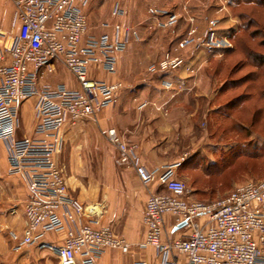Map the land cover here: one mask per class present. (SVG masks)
Wrapping results in <instances>:
<instances>
[{"label": "built area", "instance_id": "1", "mask_svg": "<svg viewBox=\"0 0 264 264\" xmlns=\"http://www.w3.org/2000/svg\"><path fill=\"white\" fill-rule=\"evenodd\" d=\"M16 33L0 30V142L7 145L11 173L24 174L29 196L24 204L25 225L21 233L10 231L13 249L27 246L49 249L61 264H98L108 248L131 252V243L111 228L86 215V207L70 196L55 155L67 124L93 118L103 108L117 103L122 85L92 75L94 70L114 74L119 53L125 51L138 30L114 24V34L91 33L85 6L91 0H12ZM165 20L159 27L177 23L176 13L155 10ZM124 14L122 8L113 12ZM215 20L206 31L208 44H214ZM104 26H109L104 24ZM195 29L179 42L178 48L193 44ZM218 44V43H217ZM220 45V44H218ZM62 63L77 79L78 89L63 83H40ZM181 56L167 52L152 72H163L182 65ZM35 100L37 123L32 135L21 134V108ZM117 149L116 162L131 165L144 186L152 183L166 191H149L143 223L145 239L138 248L153 247L163 264H264V179L237 186L226 197L213 203L190 196L187 184L176 173L181 161L147 168L138 145L108 131ZM185 231L182 237L166 234L167 217ZM54 240H48V235ZM132 264H148L145 259Z\"/></svg>", "mask_w": 264, "mask_h": 264}, {"label": "crops", "instance_id": "2", "mask_svg": "<svg viewBox=\"0 0 264 264\" xmlns=\"http://www.w3.org/2000/svg\"><path fill=\"white\" fill-rule=\"evenodd\" d=\"M209 1L91 0L84 8L90 31L94 35L114 34L113 26L117 23L135 27L139 34V38L132 39L125 51L119 53L114 74L102 70L92 71L95 77L121 83L117 103L103 108L93 118L76 124L67 123L62 129V145L55 155L70 196L86 207V215L82 220L88 216L95 217L102 225L108 226L115 234L131 243L130 253L106 249L98 264H132L138 259H145L148 264H163L153 247L140 249L137 245L145 239L143 215L149 191L164 192L166 189L157 183L144 186L131 165H119L116 162L118 152L109 139L108 131L115 129L120 136L137 144L139 155L149 169L177 161L167 155L175 148L181 150L185 141L180 140L179 145H175L167 140V136L176 130L180 136L188 137L191 134V111L197 105L195 92L198 82L191 79L193 75L186 74V66L202 64L201 67L206 71L207 56L205 51L192 50L185 66L177 72L178 75L169 72V75L175 74L170 87L165 86L166 82L162 86L158 76L150 73L148 67L158 61L168 48L175 51L176 55H184L188 51V47L176 50L187 34V31L181 33V28L184 24L189 25L185 30L195 29L197 35L202 34L207 29V12H194L198 11L199 6L205 8ZM119 7L124 10V14L116 16L113 12ZM155 10L179 14V26L158 27L157 20H165L166 17L156 15ZM15 16L13 1L0 0V30L16 33L19 24ZM155 38L158 41L157 47H154ZM44 82L63 83L70 89L79 88L76 77L59 62L55 64L52 73L42 76L40 83ZM210 82L213 84V80ZM175 85L189 90L194 87L195 91L189 93L187 98L176 96V91H169L171 95L168 97L160 96L166 89L173 90ZM34 106V99L22 105V134L33 133L37 123ZM176 108L179 109L180 125L173 122ZM28 196L27 177L9 171L7 145L0 142V264H61L49 249L27 246L20 251H13L11 248L13 241L8 233L10 229L20 232L24 228V204ZM165 230L173 238L185 235L183 229L175 226L171 216L166 219ZM54 238L52 234L47 237L48 240ZM76 264H80V261Z\"/></svg>", "mask_w": 264, "mask_h": 264}, {"label": "rangeland", "instance_id": "3", "mask_svg": "<svg viewBox=\"0 0 264 264\" xmlns=\"http://www.w3.org/2000/svg\"><path fill=\"white\" fill-rule=\"evenodd\" d=\"M197 10V12H194L195 14L207 12V18H209L207 29L212 25L210 21H216L213 25L215 31L214 44L207 43L209 41L206 39L207 29L198 35L196 30L194 35L196 41L187 46L188 51L184 55H176L174 54L175 51L168 48L163 51V56L158 61L150 64L159 62L167 52H170L172 56H181L184 59L182 65L163 72H152L148 67V71L158 76L157 78L160 79L162 86L163 82H166L165 86L170 87L172 85L170 84L171 81L174 82L173 77L175 74L169 75V72L177 74L180 67L185 66V61L188 55L193 52L192 50L205 51L207 72L201 67L202 64L197 65L196 63L191 67L186 66L185 70L187 75H193L191 79L198 82L195 92L197 105L191 111L193 113L191 119L192 132L186 137L180 136L179 131L176 130L173 134L167 136V140L172 141L175 145H179L180 140L186 142L181 145V150L175 148L172 153H168L167 157H172L174 160L181 162L188 158L185 165L176 169L178 178L187 184L191 198L205 203H213L226 197L239 185L264 179V156L257 158L243 156L244 154L238 156L239 153H243L244 149H253L256 146L262 148L261 153H263L264 114H262V119L257 124L254 132L246 136L240 130L241 128L233 127L234 121L232 119H226L217 113L223 103L238 99L246 93H250L251 101H255L258 105L264 101H258L256 97L257 83L253 82L251 75L252 72L257 70L253 65L254 55H249V53L257 55L261 53L264 56V3H259L257 0H210L205 8L199 6ZM176 15L178 17L177 27L179 26L180 15L177 13ZM187 26L189 25L184 24L181 28V33L184 34L186 33L184 31H187L183 39L191 31L185 30L188 28ZM154 42V47H157V38ZM157 78L155 77V79ZM177 78L184 79L179 76ZM210 80H213V84ZM259 80L258 85L260 83L263 88L264 74L260 75ZM249 85L251 89L248 90L250 91L246 89ZM193 88L191 90L188 88L182 89L175 85L173 90L166 89V92L160 96L168 97L171 95L170 92L176 91V96L187 98L189 93L195 91ZM178 90L179 92H177ZM207 97L212 99L211 103H209ZM176 109L174 111L176 118L173 122L180 125V116L177 113L179 109ZM236 116L247 123L248 113L243 112L235 115V119ZM258 133H260V137H258ZM232 151L238 158L234 164H226L225 160L234 157V155H231ZM217 162L221 166L219 173H210L209 169H212V167L206 169L207 165H213ZM10 231L17 230H9L8 235L12 240ZM17 232L21 233L22 231ZM13 245L11 248L16 251L13 249Z\"/></svg>", "mask_w": 264, "mask_h": 264}, {"label": "trees", "instance_id": "4", "mask_svg": "<svg viewBox=\"0 0 264 264\" xmlns=\"http://www.w3.org/2000/svg\"><path fill=\"white\" fill-rule=\"evenodd\" d=\"M257 2L264 3L263 0H257ZM259 54L260 55L249 53V55H254V59L252 60H253V65L255 69L257 70V71L252 72L253 74L251 75L253 78V82L257 83L256 84L257 85L256 97L258 101H262L264 100V87L262 88V86H260L261 85L260 83L258 85V81H260L259 80L260 75L264 74V56L261 53ZM246 89L247 90L251 89L250 85L249 87H246ZM251 99L252 97L250 93L243 94L238 99L223 103L222 107L217 111V113L221 114L226 119H232L234 121L233 127H237V128L239 127L238 129L241 128L240 130H242V132H244L246 136H249L250 134H252V132H254V129H256L257 124L262 119L261 118L262 114H264V101L262 104L258 105L255 103V101L253 100L251 101ZM243 112H246L249 115V117H247L248 118L247 123L242 121L237 116H236V119L234 118L235 115H239L240 113H243ZM258 137H260V133H258ZM239 147H242V146H239ZM261 150L262 148L258 146L254 147L253 149H244L243 153L242 154L239 153L238 156L244 154L243 156H247L250 158H257L260 156H264V147H263V153H261ZM231 155H234L233 151L231 152ZM237 158L238 157L234 155L232 159L225 160V163L234 164ZM187 159L181 162L180 167L185 165ZM210 167H212V169H209L210 173H214V172L219 173V169L221 168L218 162L213 163V165H207L206 169Z\"/></svg>", "mask_w": 264, "mask_h": 264}, {"label": "water", "instance_id": "5", "mask_svg": "<svg viewBox=\"0 0 264 264\" xmlns=\"http://www.w3.org/2000/svg\"><path fill=\"white\" fill-rule=\"evenodd\" d=\"M185 223H186V222H182V223H180V224L177 226V228H181L182 226L185 225Z\"/></svg>", "mask_w": 264, "mask_h": 264}]
</instances>
